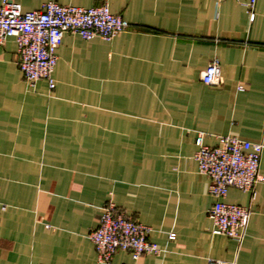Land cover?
<instances>
[{"label":"crops","instance_id":"crops-1","mask_svg":"<svg viewBox=\"0 0 264 264\" xmlns=\"http://www.w3.org/2000/svg\"><path fill=\"white\" fill-rule=\"evenodd\" d=\"M12 1L23 12L107 5L130 29L110 41L66 33L52 91L23 79L14 39L0 47V264H100L88 235L108 202L162 250L110 264H264V182L227 192L251 211L239 245L212 233L194 159L199 133L209 147L260 143L264 178V0L253 21L249 0ZM213 60L219 84L207 86Z\"/></svg>","mask_w":264,"mask_h":264},{"label":"built area","instance_id":"built-area-1","mask_svg":"<svg viewBox=\"0 0 264 264\" xmlns=\"http://www.w3.org/2000/svg\"><path fill=\"white\" fill-rule=\"evenodd\" d=\"M221 1V0H215ZM257 0L244 4L249 20L255 17ZM130 24L111 14L107 5L94 8L61 6L45 3L39 10L23 12L12 0L0 3V47L7 39L16 43L17 66L30 87L39 80L47 82L49 91L55 88L53 72L57 64V49L66 33L83 40L95 38L110 41L128 31ZM218 61L213 60L201 74L207 86L219 84ZM194 159L198 172L209 179L208 193L214 203L207 211L213 224L212 233L242 243L251 216L249 208L225 202L229 189L253 193L257 184L264 182L259 174L263 145L232 136L217 137V145L204 144V135L197 134ZM48 228V226H47ZM151 229L132 220L108 202L102 209L98 226L88 235L100 264H110L118 251L129 253L133 261L144 255L158 256L162 250L148 240ZM170 240L175 238L171 233ZM206 264H229L208 259Z\"/></svg>","mask_w":264,"mask_h":264}]
</instances>
